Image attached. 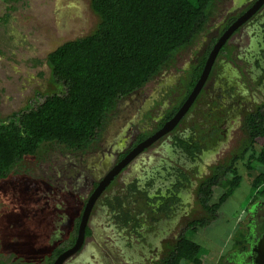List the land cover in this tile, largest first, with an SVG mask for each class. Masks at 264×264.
I'll list each match as a JSON object with an SVG mask.
<instances>
[{
	"label": "rangeland",
	"instance_id": "374dc122",
	"mask_svg": "<svg viewBox=\"0 0 264 264\" xmlns=\"http://www.w3.org/2000/svg\"><path fill=\"white\" fill-rule=\"evenodd\" d=\"M238 2L239 0H217L216 11L210 21L218 23L219 15L229 12ZM98 23L99 18L91 10L90 0L0 2V120L29 105L41 103L44 95L61 91V88H56L51 83L50 69L46 64L47 55L66 42L91 34ZM212 25L208 24L192 47L178 54L179 59L175 60L178 68L191 63L195 58L194 49L199 48L200 52L204 44L215 36ZM246 30L245 27L243 32ZM202 40L205 43L200 45ZM259 41L257 32L251 33L242 41L243 47L248 51L246 55L243 54V58L251 59L250 53L259 48ZM226 50L230 53L232 48L227 47ZM238 64L241 68V63ZM254 70L257 71L256 66ZM166 77L169 75L165 79ZM249 78L253 79L252 76H248ZM160 79L162 77L159 75L148 83L149 92L153 91ZM125 108V111L121 109L110 116L99 142L92 144L82 154L57 151L54 148L51 155L60 158L49 155V161L44 158L28 159L16 167L10 180L0 182V263L10 264L23 258L37 263L40 259L38 256H45L41 255V249L48 245L52 236V229H46L45 224L54 221L55 212L52 209L59 201L55 196L54 202H51L46 193L61 187V182L57 179L58 174L63 173L60 166L77 163L81 155L82 167L95 168L100 158L96 154L101 155V147H106L126 126L130 116L126 117L127 111L130 114L134 112L130 107ZM200 110L202 112L203 108ZM234 123L231 122L230 125L233 127ZM263 142L264 139H259L253 146L254 150L259 151ZM100 143L106 144L99 146ZM246 156L237 165L243 181L218 210L216 219L203 228H196L194 233H186L188 238L205 251V255L195 264H224L227 261L232 262L231 264H256L254 253L240 254L238 248L240 244L246 246L248 243L245 236L248 231L257 233L258 230H264V200L260 198L255 203L251 202L256 193L250 187L251 179L246 174ZM218 189L216 188L217 195L212 199L213 202L221 194ZM144 191L145 189L142 192ZM111 194L110 189L104 195L109 197ZM149 194L152 195L151 191ZM89 195L90 192L83 195L84 199ZM123 199V212H130V219L137 218L142 227L138 235L144 237L139 238L135 234L132 230L134 224L121 226L112 215V212H119L120 208L116 206L113 211L109 210L103 197L95 202L92 214L90 213L91 235L87 238L80 258L85 264H154V256L161 259L166 255L181 236L187 222L207 217L198 204L186 210L187 215H184V209L166 214L156 213V209L147 205L146 193H136L127 202L125 197ZM42 224L45 228H42ZM125 237L129 241L134 239L133 245L123 243ZM109 238H112V242Z\"/></svg>",
	"mask_w": 264,
	"mask_h": 264
},
{
	"label": "trees",
	"instance_id": "16d2710c",
	"mask_svg": "<svg viewBox=\"0 0 264 264\" xmlns=\"http://www.w3.org/2000/svg\"><path fill=\"white\" fill-rule=\"evenodd\" d=\"M90 1L91 10L99 18L97 28L83 38L60 45L46 57L51 83L62 90L44 95L41 103L0 120V182L10 180L16 167L28 159L49 161L47 157L54 155H51L54 148L77 153L97 143L118 103L173 67L178 54L196 43L214 16L217 2ZM233 20L230 18L228 24ZM209 50L210 47L188 76L189 92L199 78ZM244 129L248 148L239 159L247 155L246 174L256 193L251 201L255 203L260 198L264 200V142L259 151L253 147L264 139V105L245 119ZM235 162L225 174L213 175L199 185L196 197L207 217L188 222L175 245L155 264H195L205 255L203 248L186 233H194L196 228L215 220L218 210L240 187L243 176ZM227 175L230 177L226 178ZM216 188L221 194L213 202ZM118 200L106 201L109 210L116 206L121 209L123 205ZM158 211L171 212L167 206ZM115 218L121 226H126L130 219L128 214ZM90 235L88 229L86 237ZM238 248L243 252L246 246L240 244Z\"/></svg>",
	"mask_w": 264,
	"mask_h": 264
},
{
	"label": "flooded vegetation",
	"instance_id": "af4514ba",
	"mask_svg": "<svg viewBox=\"0 0 264 264\" xmlns=\"http://www.w3.org/2000/svg\"><path fill=\"white\" fill-rule=\"evenodd\" d=\"M256 1L243 0L226 14L219 15L218 23L210 21L215 36L208 40L207 44L202 40L200 45L204 44V47L200 48V52L199 48L194 49L195 58L191 63L178 68L175 62L173 67L162 71L160 74L162 79L153 91H148L147 84L118 103L114 113L121 109L125 111V107H130L134 112L130 114V111H127L126 117L130 116L126 126L119 131L116 138L107 143L106 147H101V155L96 154L100 158L95 168L82 167L81 155L75 164H63V167L59 165L63 169L59 180L65 183H61L59 189L53 188L46 193L51 202H54L55 196L59 201L53 205L54 221L45 224L46 229L49 231L52 229L48 245L41 249V255L45 256H38L40 259L37 263L23 258L10 264H53L61 254L73 246L77 236L76 225L77 223L79 225L89 198L84 199L83 195L87 192L91 195L103 178L111 170L116 169L120 161L135 146L158 132L174 116L190 93L188 90L191 81L188 76L193 67L199 64L209 47V52L211 51L226 29ZM230 18L234 20L228 24ZM245 27L247 30L243 32ZM253 32H257L260 37L259 48L251 51V59L243 58L248 51L243 47L242 41ZM227 47L232 48L230 53L226 50ZM177 59L178 56L176 61ZM238 63H241V68ZM254 66L258 68L257 71L254 70ZM166 75L169 77L165 79ZM248 76H252L253 79H248ZM262 105H264V5L237 29L221 48L203 89L175 129L157 140L123 168L105 188L97 202L103 197L105 202L114 203L119 201L118 199L122 201L123 197L127 202L136 193H146L147 205L156 209V213H161L158 210L162 206H167L171 212L184 209V215H187L186 210L198 204L196 190L199 185L213 175H223L232 161L236 160V165L241 161L239 158L248 148L244 129L245 119ZM175 109L177 110L169 117ZM228 122H235L231 130L225 128ZM102 144L106 143H100L99 146ZM55 157L57 156L53 155V158ZM139 174L146 179L142 186L147 185L149 190L145 189L142 192L143 189L137 188L138 181L141 182ZM153 175H156L155 181ZM110 189L112 194L106 197L104 194ZM150 191L152 195L149 194ZM123 208L124 206L117 213L112 212V215L118 218L128 214L129 219L130 212H123ZM91 214L89 219L92 217ZM89 219L86 231L89 229ZM132 224H134L132 230L138 235L142 227L137 218L129 219L126 226ZM42 228H45L43 224ZM259 231L252 233L250 230L245 234L248 243L240 254L254 253L256 264H264V230ZM142 237L144 236L139 238ZM109 240L112 242V238ZM86 242L87 237L79 252L65 260L63 264H85L86 262L80 258ZM132 242L134 239L129 241L127 237L123 240V243L129 246L133 245ZM158 260L156 255L152 263L155 264Z\"/></svg>",
	"mask_w": 264,
	"mask_h": 264
},
{
	"label": "water",
	"instance_id": "95a60500",
	"mask_svg": "<svg viewBox=\"0 0 264 264\" xmlns=\"http://www.w3.org/2000/svg\"><path fill=\"white\" fill-rule=\"evenodd\" d=\"M243 0H239L238 4H240ZM237 4V5H238ZM264 5V0H257L254 5L243 15L237 18L227 29L226 31L219 37L216 43L213 45L211 51L209 52L203 69L199 75L198 80L196 81L195 85L191 89L189 95L187 96L184 103L179 107L177 112L174 116L167 121L163 127L156 132L151 137L147 138L145 141L141 142L137 146L133 148L131 152H129L118 164L116 169L111 170L103 180L98 184L96 189L92 192L89 196L86 205L84 207L83 214L80 218V222L77 229V236L75 238V242L71 248L61 254L53 264H63V262L71 257H73L85 243L86 238V228L88 224V219L91 213V210L95 204V202L99 199L102 195L105 188L110 184V182L117 176V174L125 168L129 163H131L140 153H142L145 149L149 148L153 143H155L160 138L169 134L172 130L175 129L177 124L180 122L182 117L185 113L190 109L198 95L200 94L201 90L203 89L208 76L211 72V69L216 61L219 51L221 48L226 44L227 40L230 36L243 24H245L252 16L260 10V8ZM260 246V245H258ZM256 250H253V252ZM256 260V259H255Z\"/></svg>",
	"mask_w": 264,
	"mask_h": 264
},
{
	"label": "crops",
	"instance_id": "0c3cea01",
	"mask_svg": "<svg viewBox=\"0 0 264 264\" xmlns=\"http://www.w3.org/2000/svg\"><path fill=\"white\" fill-rule=\"evenodd\" d=\"M3 1H6V0H0V2H3ZM258 69V68H257ZM260 70V69H259ZM257 94H259V93H257ZM259 96H260V94H259ZM233 121H234V119H232ZM231 122H228V124L226 125V129L227 130H230V128L232 127L231 125ZM139 178H140V181H141V184L139 185V184H137V188L139 187V189H148L147 188V185L146 186H142V184H144V182H145V178L143 177V175H141V174H139ZM154 176V180L153 181H155L156 180V175H153ZM58 178L57 179H60L61 178V174H58V176H57ZM150 177H152V176H150ZM149 177V178H150ZM61 183H65V181H60ZM139 183V182H138ZM153 189V188H152ZM250 214V213H249ZM232 262H230V261H227V263L226 264H231Z\"/></svg>",
	"mask_w": 264,
	"mask_h": 264
}]
</instances>
